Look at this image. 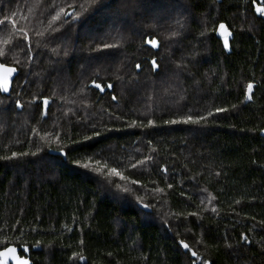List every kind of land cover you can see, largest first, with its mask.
Segmentation results:
<instances>
[{
    "label": "trees",
    "instance_id": "1",
    "mask_svg": "<svg viewBox=\"0 0 264 264\" xmlns=\"http://www.w3.org/2000/svg\"><path fill=\"white\" fill-rule=\"evenodd\" d=\"M13 9L29 40L14 34L0 56L17 70L0 93V157L37 155L0 159V251L30 264H191V251L264 264V16L250 0H0ZM209 111L200 125L165 123ZM89 158L102 173L72 163Z\"/></svg>",
    "mask_w": 264,
    "mask_h": 264
},
{
    "label": "snow or ice",
    "instance_id": "2",
    "mask_svg": "<svg viewBox=\"0 0 264 264\" xmlns=\"http://www.w3.org/2000/svg\"><path fill=\"white\" fill-rule=\"evenodd\" d=\"M250 3L251 5L254 7V10H255V13L260 15V16H264V0H259V3L257 2V0H250ZM61 12H64L65 10L63 8L60 9ZM68 13L65 12V15H67ZM58 17H53V19H57ZM11 23L12 26L14 28H17V25H16V22L15 20H12V21H9V18L8 17H5L3 21H0V27H2L4 24H7V23ZM219 28L221 30H224L225 29V25L223 23H221L219 25ZM17 31H19L21 33V38L24 40V41H28L29 40V36H28V33L25 29L23 28H17ZM172 36H175L177 35L176 32H172L171 33ZM145 43L146 44H149L151 45L153 48H157L159 46L158 44V41L155 39V38H151V39H145ZM224 46L227 48L229 47V41L228 40H225L224 42ZM104 47H111V45H104ZM4 53L2 51H0V56H3ZM136 69H140L141 65L140 64H136L135 65ZM151 68L153 69V71L157 70L159 68V64L157 63V60L155 58H153L151 60ZM9 71H12V69H9ZM92 84L95 86V88L99 89L101 92L105 90V87L106 88H112L113 85L111 83L107 84V85H102L100 83H97L96 80H93L92 81ZM253 87L254 85L250 82L247 84L246 86V98L248 100H251L252 99V96H253ZM4 91H7V88H4ZM113 100L116 99V96H113L112 97ZM49 104V98L48 97H43V105L45 108H47ZM16 107L17 108H20L22 107L21 104H20V101L17 100L16 101ZM227 111V109H224V108H215V113H220V112H225ZM214 113L209 111L207 112V115H187L181 119H173V120H168V121H165L166 124H178V123H182V124H189V125H200L202 122H206L208 117L212 116ZM113 119H116V120H120L122 119V115L121 116H115L113 117ZM154 124V122L149 119L147 121V125H144L143 124V121H140L139 122V126H152ZM132 125L133 126H137L138 125V122L136 120H133L132 121ZM33 131H35V129L33 128L32 129ZM261 132H264V128H261L260 129ZM101 133L99 131H95L93 130V136H99ZM45 135H47V133H45ZM92 137H89V136H85L84 139L85 140H89L91 139ZM59 151L62 153V154H65L64 153V149L61 148L59 149ZM32 155V156H36L37 153L36 152H32V153H17V152H12L11 153V156H6V157H0V159H14V158H18L20 156H24V155ZM65 159H67V155L65 154ZM153 158L151 156H146L144 157L143 160H138L136 164H133L132 165V168L135 169L137 167V165H141L143 166V164L146 162V161H150L152 160ZM72 163L74 164V166L76 167H80V168H83L85 170H91L92 172L96 173V174H100L102 173L103 169L100 167V164L101 162L99 160H97L95 163H96V167H92L91 165V158H89V161L88 162H84V163H81L80 160H73ZM106 167V166H105ZM162 171H165L167 172V169L164 168L162 169ZM108 175L109 176H117V177H121V179H123V177L121 176V173L117 170L116 167H112L109 171H108ZM217 175H219V173H217ZM134 183H138L137 181H134ZM116 187L119 189L121 186L119 184L116 185ZM168 187H172V185H168ZM128 189H124V191H127ZM201 203H203V201H201ZM236 203H239V201H237ZM144 207H148V205H144ZM212 211H216L215 208L212 209ZM190 215H196V213H190ZM242 239L244 240H247V237L242 235L241 236ZM37 243H40L39 241ZM179 244L186 250L188 251H191L190 249V246L188 243H186L184 240H180L179 241ZM27 249H25L26 251ZM17 249L16 247H12V246H9L5 249V251L3 252H0V256H3V257H8L9 255H11V258L16 260L18 262V264H29V261L27 259H23L21 257H19L17 254ZM73 257H75L76 259L78 260H84V256L83 255H79L77 253H73ZM191 257L194 258L192 259L191 261V264H196V260L199 259L200 260V264H209L208 260L206 259H203L202 257H200L198 255L197 252L195 251H191Z\"/></svg>",
    "mask_w": 264,
    "mask_h": 264
},
{
    "label": "water",
    "instance_id": "3",
    "mask_svg": "<svg viewBox=\"0 0 264 264\" xmlns=\"http://www.w3.org/2000/svg\"><path fill=\"white\" fill-rule=\"evenodd\" d=\"M70 15V12H68V14L66 15V17H68ZM228 35V30H227V28L225 27V29L224 30H221L220 28H219V30H218V36L219 37H225V36H227ZM147 39H150L148 36L146 37ZM145 38V39H146ZM156 39V38H155ZM157 40V39H156ZM158 41V40H157ZM158 44H159V42H158ZM145 45L146 46H148V47H150L151 49H153L154 51H156L157 49H158V47L157 48H153L151 45H149V44H146L145 43ZM153 58H155V57H153ZM153 58H151V60L153 59ZM156 59V58H155ZM151 60H150V65H151ZM9 69H12V71H9ZM137 70H139V69H137ZM158 70V69H157ZM157 70H155L154 72H156ZM16 73H17V70H16V68L15 67H13V66H11V65H7V64H5V63H2L1 61H0V93L1 94H4V95H7V94H9L10 93V91H11V88H12V83H13V80H14V78H15V76H16ZM92 87L93 88H95V86L92 84ZM4 88H7V91H4ZM95 89H97V88H95ZM106 89H108L109 91H111L112 90V88H106L105 87V90ZM100 93H104V91H100L99 89H97ZM111 97H113V95L111 96ZM245 101H248V99L246 98V94H245ZM49 104H50V100H49ZM48 104V105H49ZM47 108H48V106H47ZM47 108H45L44 107V105H43V102H42V116L44 117V116H46V113H47ZM260 135L264 138V132H260ZM9 247V246H8ZM13 247V246H12ZM7 248V247H6ZM6 248H4L3 250H1L0 252H3V251H5V249ZM17 249V248H16ZM19 257H21V258H23V259H26V258H24V257H22V256H20L19 255V253H18V250H17V253H16ZM28 260V259H27ZM29 261V260H28ZM0 264H18V262L16 261V260H14V259H12L11 258V255H9L7 258L6 257H3V256H0ZM29 264H30V262H29Z\"/></svg>",
    "mask_w": 264,
    "mask_h": 264
},
{
    "label": "rangeland",
    "instance_id": "4",
    "mask_svg": "<svg viewBox=\"0 0 264 264\" xmlns=\"http://www.w3.org/2000/svg\"><path fill=\"white\" fill-rule=\"evenodd\" d=\"M13 10H15V9H13ZM120 11L125 12L124 8L120 9ZM171 15H172L171 11L170 12L164 11V13L160 16H161V19H164V18L170 19ZM5 17H8L9 21L15 20L17 28H23L24 27L23 21L26 22L27 24L30 23L28 20H26V16L24 17L23 12L20 10L17 11V9L15 11L11 10L9 12H1L0 11V21H3ZM28 19L30 20V18H28ZM156 21H157V19H156ZM17 28H14L10 22L7 24H4L2 27H0V51H2L4 53L3 56L9 55V51L7 50V47H8V45L10 46L11 41L13 39V35L20 33L19 31H17ZM107 28H111V26L108 25ZM107 28H104L103 30H105ZM230 36L231 35L229 34V36L227 35L225 37H222L223 41L225 42V40H228L230 38Z\"/></svg>",
    "mask_w": 264,
    "mask_h": 264
}]
</instances>
